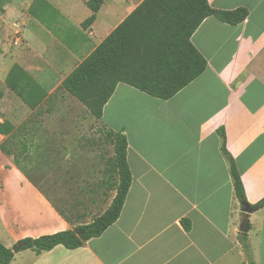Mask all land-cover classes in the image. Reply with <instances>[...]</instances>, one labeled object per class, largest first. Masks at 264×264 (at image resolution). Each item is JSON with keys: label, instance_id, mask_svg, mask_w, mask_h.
Returning a JSON list of instances; mask_svg holds the SVG:
<instances>
[{"label": "crops", "instance_id": "0c3cea01", "mask_svg": "<svg viewBox=\"0 0 264 264\" xmlns=\"http://www.w3.org/2000/svg\"><path fill=\"white\" fill-rule=\"evenodd\" d=\"M142 1L104 0L86 27L92 14L86 0H75L73 10H32V3L2 15L20 18L12 25L23 28L16 29L14 43L21 47L10 63L0 60V123L11 126L9 134L0 133V242L6 247L93 220L73 222L58 212L18 154L27 155L35 142L32 128L58 124L44 117L58 91L91 115L62 82ZM207 1L249 13L234 25L203 19L190 37L207 62L197 78L167 100L119 82L101 117L91 115L127 140L131 184L118 219L80 247L19 249L9 264H248L238 230L241 201L220 130L247 202L258 203L264 198V0ZM15 64L45 92L35 107L6 83ZM6 139L18 149L16 157L2 151ZM249 224L245 241L255 264H264V205L249 215Z\"/></svg>", "mask_w": 264, "mask_h": 264}, {"label": "trees", "instance_id": "16d2710c", "mask_svg": "<svg viewBox=\"0 0 264 264\" xmlns=\"http://www.w3.org/2000/svg\"><path fill=\"white\" fill-rule=\"evenodd\" d=\"M103 1L86 0L92 14L82 23L84 27L93 22ZM3 3L4 0H0V12L3 11ZM248 13L246 7L232 10L213 8L207 0H143L65 77L62 88L84 104L95 118L101 117L105 103L119 82L167 100L206 69L205 58L190 40L203 19L214 16L234 25L242 22ZM6 83L30 107H35L45 96L40 86L16 64L10 69ZM10 130L8 122L0 123V133L7 135ZM220 133L223 137L221 149L230 162L235 194L240 201L247 202L240 175L225 147V135L221 130ZM106 136L113 147L112 165L118 178L116 193L109 206L87 224L23 238L19 241L22 243L20 249L40 252L57 245L80 247L88 239L102 234L118 219L131 184L128 144L120 131H106ZM1 149L10 154L7 139L1 144ZM263 205L264 198L252 206ZM246 235L240 233L242 248L247 263L255 264L250 246L245 241ZM13 256V250L0 242V264H9Z\"/></svg>", "mask_w": 264, "mask_h": 264}, {"label": "rangeland", "instance_id": "374dc122", "mask_svg": "<svg viewBox=\"0 0 264 264\" xmlns=\"http://www.w3.org/2000/svg\"><path fill=\"white\" fill-rule=\"evenodd\" d=\"M32 3V10H63L65 6L73 10L71 6L76 4L75 0H4L0 12V60L5 65L21 47L14 41L20 40L16 29L23 32V28L12 25L20 18L7 21L8 15H2L5 10H28ZM61 92L57 93L55 107L44 115L58 124L32 128L30 134L35 142L29 153L24 157L19 153L18 159L32 177L41 178L39 185L55 209L73 222L85 223L105 210L115 185L112 145L101 123ZM7 147L16 157L18 149Z\"/></svg>", "mask_w": 264, "mask_h": 264}, {"label": "water", "instance_id": "95a60500", "mask_svg": "<svg viewBox=\"0 0 264 264\" xmlns=\"http://www.w3.org/2000/svg\"><path fill=\"white\" fill-rule=\"evenodd\" d=\"M258 209H259V206H252L246 201H241V211H242L243 216H242L240 226L238 229L241 233H246L249 231L250 229L249 215ZM76 233L80 234L81 232L76 231ZM21 245L22 243L17 242V244L12 247L13 252L14 253L17 252L20 249Z\"/></svg>", "mask_w": 264, "mask_h": 264}]
</instances>
